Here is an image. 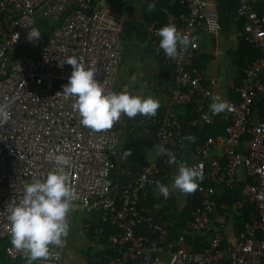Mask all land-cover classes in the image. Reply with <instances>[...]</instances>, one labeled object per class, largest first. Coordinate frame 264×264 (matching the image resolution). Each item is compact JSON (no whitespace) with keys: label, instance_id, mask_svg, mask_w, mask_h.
I'll return each instance as SVG.
<instances>
[{"label":"built area","instance_id":"1","mask_svg":"<svg viewBox=\"0 0 264 264\" xmlns=\"http://www.w3.org/2000/svg\"><path fill=\"white\" fill-rule=\"evenodd\" d=\"M224 1L235 4L234 18L242 23L239 37L258 54L241 71L234 95L225 98L231 111L210 110L211 97L221 85L195 67L202 37L209 40L212 64L220 66L225 60L218 39L219 0H162L158 10L163 19L148 22L149 46L168 70L167 84L150 80V86L169 97L170 108L158 117L129 119L130 132L140 131L156 145L154 161L135 174L117 169L120 141L113 129L94 132L80 123L74 98L62 91L73 68L58 66L68 57L82 58L86 66L98 69L96 79L106 82V91L115 92L124 60L125 16L93 0H0V104L9 103L11 112L8 123L0 125V240L8 243V260L28 262L27 254L11 244V208L19 203L25 185L45 181L57 167L56 156L64 155L74 189L73 210L82 213L83 232L91 231L95 215L100 220L96 235L107 232L105 225L120 230L105 247L116 256L102 254L104 264H264V0ZM174 5L183 11L172 12ZM43 22L55 27L33 55L28 51L43 40ZM167 24L191 40L175 59L159 47L158 30ZM30 32L38 39L29 40ZM188 106L195 116L190 128L221 120L227 123L224 134L195 147L187 144L177 109ZM169 150L188 167L203 165L206 184L194 192L198 206L187 221L190 233L209 235V244L198 253L185 247L184 235L169 245L163 214L146 210L156 182L178 168L166 162ZM239 169L244 170L245 184L237 180ZM215 182L238 192L242 202L258 212L244 224L233 246L213 226L218 209L211 187ZM142 226L146 230L138 232ZM63 239V246L52 247L50 259L32 264H62L68 248Z\"/></svg>","mask_w":264,"mask_h":264},{"label":"clouds","instance_id":"2","mask_svg":"<svg viewBox=\"0 0 264 264\" xmlns=\"http://www.w3.org/2000/svg\"><path fill=\"white\" fill-rule=\"evenodd\" d=\"M155 4L150 3L152 11ZM160 37L159 47L166 56L175 59L180 50L191 43L188 36L182 34L174 24H167L157 33ZM38 39L33 32L29 40ZM71 65L73 71L62 91L66 97H73V110L79 114L80 123L94 132L111 130L122 115L134 119L137 115L154 117L160 108L159 100L152 96L131 95L127 91L120 93L107 92L105 83L96 79L98 69L86 66L82 58L68 57L58 66ZM60 92L57 93L59 95ZM210 110L214 114L231 111L232 105L222 100L219 95H212ZM11 118L10 104H0V125H5ZM184 139L194 143L192 135ZM164 151L163 149L161 150ZM131 151L125 152V157ZM167 163L178 164L179 174L174 177L173 190L184 194L197 191L204 179L203 165L188 167L177 160L170 150L166 152ZM57 167L50 171L45 181L36 180L26 184L19 203L11 208L10 221L11 244L16 250L27 254L29 264L38 260H48L53 246L61 247L64 237L69 232L68 215L73 210L74 189L71 186L70 174L65 166L69 164L64 155L56 156ZM156 188L165 198L170 195L169 186L157 181Z\"/></svg>","mask_w":264,"mask_h":264},{"label":"crops","instance_id":"3","mask_svg":"<svg viewBox=\"0 0 264 264\" xmlns=\"http://www.w3.org/2000/svg\"><path fill=\"white\" fill-rule=\"evenodd\" d=\"M95 4L108 6L125 16L123 28V39L125 44L123 65L119 74L116 93L127 91L131 95L142 97L152 96L159 100L160 108L158 117L170 108L169 97L166 94L155 92L150 86V80H154L159 85H165L168 82V70L163 61L156 57L149 46V36L147 33V24L152 11L148 10V5L152 0H93ZM219 13L221 21V33L218 37L225 53V60L220 66L208 64L203 70L206 79L216 77L221 85V90H216L222 100L234 95L235 74L228 68L229 55L235 52L239 45V31L237 22L234 18V12H231V2L219 0ZM201 54L209 55V40L205 37L199 39ZM177 111L183 115V109ZM136 117H145L137 115ZM149 117V118H154ZM119 137V147L116 156V165L118 171L130 169L135 174H139L143 169L152 163L155 159L156 145L151 139H147L140 131L130 132L129 118L122 115L121 121L117 122L112 128ZM131 151L128 158L125 152ZM179 174L177 168L168 178H161L159 182L169 186L170 195L165 198L155 187L152 191L149 202L146 205L147 212L163 213L164 222L168 229L167 243L174 245L177 238L184 235L185 247L200 249L203 244L209 240L208 234H195L187 230V222L183 220L182 214L188 206V194L179 190H173L172 184L174 177ZM240 184H245L244 170L239 169L236 173ZM215 191V197H224L229 194L228 188L223 183H212ZM243 205H223L219 207L214 214L213 226L220 228L226 237V243L233 246L236 243L239 234V224L243 221ZM67 251V250H66ZM66 254V252H65ZM64 254V256H65ZM64 262V257L62 260Z\"/></svg>","mask_w":264,"mask_h":264},{"label":"trees","instance_id":"4","mask_svg":"<svg viewBox=\"0 0 264 264\" xmlns=\"http://www.w3.org/2000/svg\"><path fill=\"white\" fill-rule=\"evenodd\" d=\"M162 0H152V4H155V8L152 10V14L150 15L149 21H152L154 19H163V14L158 10V8L162 5ZM231 12H234V3L231 2ZM171 11L174 13H179L183 11V8L179 5H174L170 7ZM236 21V20H235ZM237 22V21H236ZM44 24V32H43V40L37 42L32 48L29 49V53L36 55L45 44L46 39L48 37V33L50 30H52L55 26H49L45 22ZM237 28L238 31L241 32L242 29V23L237 22ZM240 35V33H239ZM239 38V45L235 52L229 55V63L233 69V73L235 74V88H238L240 85V79L242 77L241 71L255 58L258 56L257 51L254 50L252 47H249L246 45L244 40L242 38ZM212 62V57L210 55H201L198 60L195 63V67L198 70H203L208 64ZM233 95V92H232ZM258 108L260 107V102L257 103ZM194 114L191 106H188L186 108H183V115H180V122L183 128V137L185 138L188 135H192L196 138L195 142L192 143L185 139L186 143L189 144L191 147H195L197 145L203 144L207 139L222 136L224 134L225 127L227 123L225 121L216 120L213 125L205 126L203 128H190V124L194 119ZM206 181H202L200 185H205ZM216 204L219 207L223 205H243L242 211H243V221L239 224V231L243 229V226L245 223L250 222L253 218L258 216L257 209L254 205L250 204H244L242 202V199L240 197V194L238 192L229 191V194L224 197H215ZM188 206L186 209H184L182 217L184 221H188L191 219L192 212L197 208L198 206V200L197 196L192 193L188 194ZM163 214V213H162ZM92 229L88 234H93L94 230L97 228L98 223L100 224L99 218L95 215L93 216ZM90 221V220H87ZM107 232L104 233L103 236H100V242L102 248H100L99 252L94 256L93 261L91 264H104L103 261L99 260L102 254H107L111 256H116V254L109 249H106L105 247L108 245L110 241V237L113 235H118L120 230L116 227H112L110 225H105ZM146 226H142L138 229V232H143L146 230ZM6 241L0 240V263L2 264H29V262L25 261H19L16 263H12V261L8 260L5 256V247L7 246ZM209 244L208 240L206 244H203V246L200 249H192L191 252L198 253L203 250V248ZM150 260H147L146 263H148ZM226 264H230L229 262Z\"/></svg>","mask_w":264,"mask_h":264},{"label":"rangeland","instance_id":"5","mask_svg":"<svg viewBox=\"0 0 264 264\" xmlns=\"http://www.w3.org/2000/svg\"><path fill=\"white\" fill-rule=\"evenodd\" d=\"M229 62L227 66L229 71L233 73ZM81 219L82 213L78 209H74L69 218V232L66 237L68 245L64 256V262L66 264H91L93 261L92 258L102 248L100 236L96 235L95 230L93 234L83 232Z\"/></svg>","mask_w":264,"mask_h":264}]
</instances>
